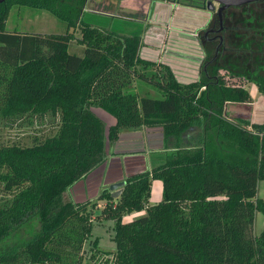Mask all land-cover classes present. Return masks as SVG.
I'll return each mask as SVG.
<instances>
[{"label": "trees", "instance_id": "trees-1", "mask_svg": "<svg viewBox=\"0 0 264 264\" xmlns=\"http://www.w3.org/2000/svg\"><path fill=\"white\" fill-rule=\"evenodd\" d=\"M87 1L0 3V117L58 121L55 133L31 145L0 143V183L11 195L0 201V242L17 239L0 264H264V226L254 230L264 215V121L227 113L228 103L253 101L248 88L204 72L179 81L168 65L141 57V35L83 21ZM14 5L47 10L67 30L8 31ZM76 27L81 53L70 51ZM255 83L264 94V76ZM95 108L116 123L107 129ZM143 126L162 127V162L127 176L117 197L105 188L94 200L65 199L121 131ZM154 179L163 198L150 204ZM104 220L114 221V252L92 238L93 223Z\"/></svg>", "mask_w": 264, "mask_h": 264}, {"label": "rangeland", "instance_id": "rangeland-1", "mask_svg": "<svg viewBox=\"0 0 264 264\" xmlns=\"http://www.w3.org/2000/svg\"><path fill=\"white\" fill-rule=\"evenodd\" d=\"M146 1L147 0H88L82 11L81 19L85 22H89L96 26L105 27L106 29L114 30L121 34H139L142 36L147 26L149 28L151 25V22L148 25L147 20H152V16L151 19L147 18L148 11L142 12V14L139 13L140 9L144 11L142 7H144ZM188 1H190V3L193 2L194 4L197 3L196 1L199 3V0ZM169 8L172 10V7ZM195 10L197 9H192L189 11V14L182 15V17L188 19V23H186V26L184 27L196 29L205 20V12ZM168 12L169 14L171 13L170 10ZM6 29L8 31H18L32 34H61L66 32L67 25L57 16L47 10L36 9L25 5H14L11 8L9 17L6 21ZM70 31L73 32L75 36V38L72 39L70 43V51L72 53H81L83 47L77 42L76 39L81 36V32L77 27L71 28ZM178 33L176 31L171 32L170 37H168L167 47L169 49L173 47L175 50L174 46H178L181 50H183V52L178 48V51L175 53L169 51H159V53L162 54L165 62L171 66L173 71L176 73L177 78L180 80L183 79L181 81H184L185 79H189V77H194L196 74V67L193 64L194 62L200 63V59H196V51H188L189 49H186L185 46L182 45V42L185 40L186 42H184V44L188 46L189 42H191V37L194 36L187 34L186 32H181V35L186 37L183 38L180 37ZM158 63L165 64L162 62ZM229 67L227 69L230 70L231 68ZM144 71L149 75L154 74V69L152 67H148ZM238 73L243 74L240 71L236 72V74ZM262 74H264V72H262ZM142 84L145 83H141L140 80L135 78L133 80L132 87L142 92L139 88ZM245 86L250 91L253 101L246 104L234 102L228 103L227 113L232 118H248L252 122L253 120H255L254 122H258L259 120L264 119V108H262V105L264 104V95L258 90L255 82L245 81ZM144 87L145 90L150 89L153 95L156 93L155 90L150 86L146 85ZM255 103H259L258 107L255 106ZM97 110L98 109L95 108V111ZM101 114L103 113L101 112ZM106 119H104V121L110 125V121ZM57 124L58 121L52 119L50 116H48L47 119L43 121L35 118L29 121L27 119H3L0 117V143L7 144L16 142L31 145L35 142L36 138L38 140L43 139L44 137L55 133L57 130ZM258 195L264 196V181L259 183ZM10 197L11 195L4 193L2 190V184L0 183V201H2L1 198L6 199ZM71 197L72 196L68 190L65 199H69ZM162 198V181L160 179H154L152 182L149 202L150 204H155L158 203ZM144 212L145 210H143L140 214H143ZM113 226V220L95 221L93 223L92 238L99 237V247L109 252L116 251V243L113 240ZM263 226L264 215L262 213H257L254 225L255 233L261 232ZM22 236L29 237V234L23 232ZM16 240L17 239L15 237H11L6 241L0 242V252L8 249L10 245L16 242ZM89 247L90 246L87 243L85 245L86 250H88Z\"/></svg>", "mask_w": 264, "mask_h": 264}, {"label": "flooded vegetation", "instance_id": "flooded-vegetation-1", "mask_svg": "<svg viewBox=\"0 0 264 264\" xmlns=\"http://www.w3.org/2000/svg\"><path fill=\"white\" fill-rule=\"evenodd\" d=\"M196 2L194 4L188 0H147L142 7L144 11L140 9L139 13L148 11L147 18L157 16L160 24V21H165L174 13L176 16L178 12L186 14L184 8L205 12V20L195 31L200 46V55H197L200 59L198 80L204 72L209 79L217 83L223 78L229 84L239 82L245 85V81L255 82L258 77L264 76V0H251L242 5H228L227 0ZM169 7H172V10ZM178 7H181V12L176 13ZM147 22L149 25L150 20ZM228 67L231 69H227ZM216 68L217 73H213ZM236 70L243 74H236Z\"/></svg>", "mask_w": 264, "mask_h": 264}, {"label": "crops", "instance_id": "crops-1", "mask_svg": "<svg viewBox=\"0 0 264 264\" xmlns=\"http://www.w3.org/2000/svg\"><path fill=\"white\" fill-rule=\"evenodd\" d=\"M177 9L176 13L181 9V7H178ZM191 10V8H184L186 14H189V11ZM182 15V13L179 14L178 12V15L176 16L174 13L173 15L168 16V19L165 21H160V24H158L157 16L152 18L150 21L151 25L146 29L143 36L144 43L140 52L141 57L168 65L159 51H169L173 53L178 51V46H174L175 50L173 47L170 49L167 47L168 37H170L172 31H176L177 33L179 32V36L183 38L186 37L182 36L181 32H186L187 34L194 36L191 37V42H189L188 46L184 44V42H186L185 40L182 42V45L185 46L186 49H189L188 51H196V55H200V46L195 36L196 29L184 27L186 26V23H188V19L182 17ZM179 50L183 52L180 48ZM193 65L196 67V74L194 77L185 79L184 81L186 82L181 81L183 79H177L184 83L197 81L200 75V63L194 62ZM168 66L171 68L170 65ZM174 74L177 77L175 72ZM258 104L259 103H255V106L258 107ZM262 106V108H264V104ZM96 113L98 114V110ZM103 119L109 120L110 125L116 122V119L107 113H105ZM254 121L255 120H253V122ZM263 121L264 119L259 120L258 122ZM164 152L161 126H143L136 130L125 129L121 131L116 142L107 145L105 160L99 166L94 168L88 175L72 185L69 189V193L71 194L73 200L77 202L87 199L94 200L103 189L108 188L110 190V184L125 180L129 175L146 169H151L153 165L162 162L165 157ZM104 203L105 202H101L100 206ZM140 213H142V211L131 213L125 216L124 221H131L133 220L132 218H135L136 215H139Z\"/></svg>", "mask_w": 264, "mask_h": 264}, {"label": "water", "instance_id": "water-1", "mask_svg": "<svg viewBox=\"0 0 264 264\" xmlns=\"http://www.w3.org/2000/svg\"><path fill=\"white\" fill-rule=\"evenodd\" d=\"M2 1H4V0H0V3L2 2ZM219 1H221V2H224V1H226V0H219ZM248 1H251V0H227V4L228 5H242L243 3H245V2H248ZM98 109V115L103 119V116L105 115V113H107V112H105L103 109H101V108H97ZM101 112H103V114H101ZM105 112V113H104ZM107 114H109V113H107ZM110 115V114H109ZM112 116V115H111ZM104 120V119H103ZM116 123V122H115ZM114 123V124H115ZM106 126H107V129L109 128V126L110 125H108L107 123H106ZM126 184V180H121V181H119V182H114V183H112V184H110V186H109V188H110V190L112 191V194H113V196L114 197H117V196H119L120 195V193L122 192V190H123V187H124V185Z\"/></svg>", "mask_w": 264, "mask_h": 264}]
</instances>
